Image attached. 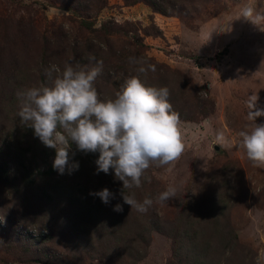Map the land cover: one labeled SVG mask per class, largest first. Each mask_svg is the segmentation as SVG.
Instances as JSON below:
<instances>
[{
  "label": "rangeland",
  "instance_id": "374dc122",
  "mask_svg": "<svg viewBox=\"0 0 264 264\" xmlns=\"http://www.w3.org/2000/svg\"><path fill=\"white\" fill-rule=\"evenodd\" d=\"M173 10L162 15L143 0H0V264H194L200 255L205 264H264V168L216 143L218 132L238 143L249 96L264 109V0H182ZM129 57L156 66L140 77L147 84L169 88L184 152L152 164L139 188L97 172L99 152L75 143L69 166L78 168L59 173L55 149L20 120L17 92L50 86L52 64L99 60V98H113L138 75ZM169 186L177 196L157 203ZM103 188L115 195L108 204L93 194ZM121 191L153 206L139 213Z\"/></svg>",
  "mask_w": 264,
  "mask_h": 264
},
{
  "label": "clouds",
  "instance_id": "9594fccd",
  "mask_svg": "<svg viewBox=\"0 0 264 264\" xmlns=\"http://www.w3.org/2000/svg\"><path fill=\"white\" fill-rule=\"evenodd\" d=\"M254 9L245 6L241 16L251 20ZM92 59V57H90ZM129 63L139 65L138 75L128 78L113 98H99L95 81L103 70V62L88 67L65 61L63 69L55 64L45 69L49 85L33 86L17 92L20 104L18 116L25 126L48 148L55 149L52 167L63 174L78 164L69 166L72 143L83 152H99L95 163L97 172L114 171L123 188L141 187L145 171L152 165L164 166L175 162L184 152L179 114L169 101L167 86H152L140 77L155 72L156 66L143 58L129 57ZM258 96L247 100V121L239 133L238 143L230 141L223 132L216 134V143L222 147H240L249 161L264 168V124L256 118L264 116V109L256 107ZM108 204L115 195L103 188L93 193ZM124 204L139 213H147L154 200L148 196L142 201L135 193L121 191ZM175 187L169 186L156 197L157 203H166L176 197ZM113 210L123 211L117 203Z\"/></svg>",
  "mask_w": 264,
  "mask_h": 264
},
{
  "label": "trees",
  "instance_id": "16d2710c",
  "mask_svg": "<svg viewBox=\"0 0 264 264\" xmlns=\"http://www.w3.org/2000/svg\"><path fill=\"white\" fill-rule=\"evenodd\" d=\"M126 1H129V3H134L138 0H126ZM143 2H145L147 5H149V7L154 12L160 13L162 15H168L174 11L173 9L177 6V3L182 2V0H143ZM179 117L183 118V116H181V115H179ZM135 257H136V259H138L140 257L139 249L135 250ZM204 257H205V255H200V256L196 257L195 259H192V257H191V260H192V262H194V264H205V258Z\"/></svg>",
  "mask_w": 264,
  "mask_h": 264
}]
</instances>
